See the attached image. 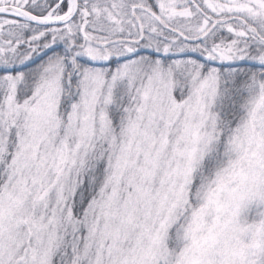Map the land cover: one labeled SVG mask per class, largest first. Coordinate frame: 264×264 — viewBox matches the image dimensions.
Listing matches in <instances>:
<instances>
[{"label":"snow or ice","instance_id":"snow-or-ice-1","mask_svg":"<svg viewBox=\"0 0 264 264\" xmlns=\"http://www.w3.org/2000/svg\"><path fill=\"white\" fill-rule=\"evenodd\" d=\"M0 264H264V0H0Z\"/></svg>","mask_w":264,"mask_h":264}]
</instances>
